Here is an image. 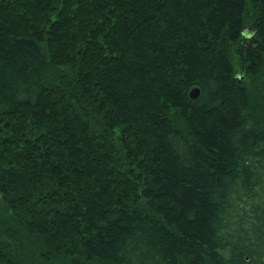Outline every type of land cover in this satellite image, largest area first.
<instances>
[{
	"label": "trees",
	"instance_id": "16d2710c",
	"mask_svg": "<svg viewBox=\"0 0 264 264\" xmlns=\"http://www.w3.org/2000/svg\"><path fill=\"white\" fill-rule=\"evenodd\" d=\"M0 106L5 228L50 264L68 233L67 264H264V0H0Z\"/></svg>",
	"mask_w": 264,
	"mask_h": 264
},
{
	"label": "rangeland",
	"instance_id": "374dc122",
	"mask_svg": "<svg viewBox=\"0 0 264 264\" xmlns=\"http://www.w3.org/2000/svg\"><path fill=\"white\" fill-rule=\"evenodd\" d=\"M257 8H255L251 3H247V7L244 14V26H243V36L245 38H250L254 32L255 27V21L257 16ZM238 46V43H237ZM236 43H231L228 46V58L232 62V65L234 67V71L236 74L240 75L242 73V69L240 67V60L236 53ZM56 70H60V66H57V63L54 64ZM62 71L65 70L63 67H61ZM55 69H50L48 71V75H52L55 71ZM62 74H66V72H62ZM248 84V93L250 98L254 101V103L257 100H261L262 97V90L260 88V84L258 80L256 79H249L246 78ZM2 107L0 106V135L3 136L5 133L3 132V129L5 128L3 125V119L4 114L2 111ZM3 125V126H2ZM119 145V143H118ZM0 148H2L0 146ZM3 153V152H2ZM3 156L7 157L10 156L8 152L3 154ZM5 157L1 158L0 161L5 162ZM0 162V164H1ZM140 204L143 202V199H140ZM143 206V205H142ZM9 205L6 202V197L2 196L0 197V243H6L7 250L4 252V254L0 257V264H11L13 260H20L19 258H22L25 262H29L30 264H50L45 257V253L40 249L39 246L36 244H32L31 242H25L21 241L19 239V236L16 235V228L11 224H8V226L5 228L6 224L11 218ZM12 223V222H9ZM15 233V234H13ZM74 238H77L75 234L68 233L67 235L63 236V239L65 240V246L61 247L60 249V256L54 258L55 264H67L69 255H74V249L77 248L76 242Z\"/></svg>",
	"mask_w": 264,
	"mask_h": 264
},
{
	"label": "water",
	"instance_id": "95a60500",
	"mask_svg": "<svg viewBox=\"0 0 264 264\" xmlns=\"http://www.w3.org/2000/svg\"><path fill=\"white\" fill-rule=\"evenodd\" d=\"M190 97L191 98H197L198 95H199V89L198 87H194L190 90V93H189Z\"/></svg>",
	"mask_w": 264,
	"mask_h": 264
}]
</instances>
